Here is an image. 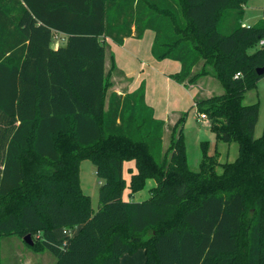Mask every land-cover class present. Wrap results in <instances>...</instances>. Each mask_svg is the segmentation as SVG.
I'll list each match as a JSON object with an SVG mask.
<instances>
[{
	"label": "trees",
	"instance_id": "16d2710c",
	"mask_svg": "<svg viewBox=\"0 0 264 264\" xmlns=\"http://www.w3.org/2000/svg\"><path fill=\"white\" fill-rule=\"evenodd\" d=\"M245 2L0 0V244L29 235L27 248L55 264H119L138 250L144 264H264V128L255 138L258 103L243 105L264 77V25L242 26ZM147 30L152 57L180 64L175 82L210 76L222 86L194 101L215 138L238 146L221 174L206 143L198 172L189 170L188 112L163 151L165 123L143 84L106 104L115 69L111 57L105 73L106 39L121 46ZM54 33L66 37L57 49ZM84 160L102 181L97 211L81 188ZM125 162L135 167L128 184ZM147 180L156 184L148 199L124 200Z\"/></svg>",
	"mask_w": 264,
	"mask_h": 264
},
{
	"label": "rangeland",
	"instance_id": "374dc122",
	"mask_svg": "<svg viewBox=\"0 0 264 264\" xmlns=\"http://www.w3.org/2000/svg\"><path fill=\"white\" fill-rule=\"evenodd\" d=\"M263 9L264 0H246L241 18L242 26L250 27L256 24L264 25ZM201 67L202 62L197 66L195 73L199 72ZM207 77L201 78V86L205 91L197 96L196 99L198 100L206 97L210 98L212 96H219L224 93L222 86L217 80L210 76ZM198 81L195 84H198ZM168 92L166 91V93L164 92L163 94H171V97L176 96L175 98L184 109V113L188 112L184 121L183 135L189 170L192 172H198L199 164L202 159L201 143H206V155H216L219 165L216 166L215 170L218 174H221L223 171L221 164L231 163L237 158V144H228L215 138V135L206 127L205 120H201L197 115V109L193 104L192 98L188 94H184L178 98L177 95ZM254 103H258L259 111L258 122L255 128V138H259L262 135L264 128V77L258 81L256 89L250 90L244 95L243 105L246 106ZM172 128L173 127H168V130L164 132L163 151L168 147ZM79 172L81 188L86 195L90 196L92 210L97 211L99 206L98 190L102 181L97 177L96 168L89 160H84L80 163ZM129 174L127 166H124L123 177L127 184L129 183ZM154 186L155 182L149 180L144 189L133 194L132 198L129 190L126 189L123 195L124 200L127 202H142L149 198L150 190ZM56 234L59 236L61 231L56 230ZM72 236H74L73 233ZM0 256L2 264H54L55 261L54 257L48 251L36 253L27 248V244L23 239L16 236L5 237L1 240ZM133 256L137 259L140 258L141 261H143L144 251L138 250Z\"/></svg>",
	"mask_w": 264,
	"mask_h": 264
},
{
	"label": "crops",
	"instance_id": "0c3cea01",
	"mask_svg": "<svg viewBox=\"0 0 264 264\" xmlns=\"http://www.w3.org/2000/svg\"><path fill=\"white\" fill-rule=\"evenodd\" d=\"M153 39L154 32L150 30L145 31L141 39H136L133 36L126 38L121 46L115 45L109 39H106L105 73L110 70L111 57L113 58L115 66V69L111 71L110 82L112 86L108 90L106 104L111 94L125 96L133 93L143 84L145 87V103L153 110L154 118L165 123L164 132H166L168 127H173L175 125L182 113H184V109L180 106L179 101L176 100V96L171 97V94L164 95L163 93L169 91L168 93L177 95L178 98L179 96L188 94L192 98L194 104L197 96L204 93L205 90L201 86V79L198 81V84L194 85L175 82L171 76L179 72L180 64L171 60L156 61L151 55ZM65 42L66 37L64 34L54 33L52 43L54 49L64 45ZM196 69L197 66L194 68L193 73H195ZM205 125L209 130L207 120H205ZM124 166H127L128 172H135L134 162H125ZM148 181L149 180H147L146 183ZM132 197L133 196H131V198ZM79 229L80 227H76L70 232V235H72V233L75 235ZM59 230L61 231V236H58L55 231L57 237L66 236L63 229ZM134 254H124L120 258L119 264H144L145 256L143 261H141L140 258L137 259L134 257Z\"/></svg>",
	"mask_w": 264,
	"mask_h": 264
},
{
	"label": "water",
	"instance_id": "95a60500",
	"mask_svg": "<svg viewBox=\"0 0 264 264\" xmlns=\"http://www.w3.org/2000/svg\"><path fill=\"white\" fill-rule=\"evenodd\" d=\"M257 74L258 75H263L264 74V68L257 69ZM23 241L28 245V246H33V241L31 237L28 235L26 236Z\"/></svg>",
	"mask_w": 264,
	"mask_h": 264
},
{
	"label": "built area",
	"instance_id": "2783aa9c",
	"mask_svg": "<svg viewBox=\"0 0 264 264\" xmlns=\"http://www.w3.org/2000/svg\"><path fill=\"white\" fill-rule=\"evenodd\" d=\"M258 46L259 47H263L264 46V39L259 42ZM198 116L200 117L201 120H206L205 115H198ZM64 234L68 235V234H70V232H67V231L64 230Z\"/></svg>",
	"mask_w": 264,
	"mask_h": 264
}]
</instances>
